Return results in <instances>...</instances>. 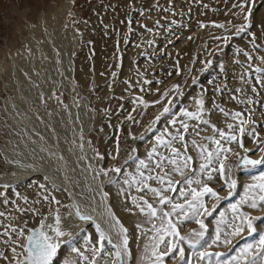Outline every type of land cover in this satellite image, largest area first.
<instances>
[{"label":"rangeland","instance_id":"obj_1","mask_svg":"<svg viewBox=\"0 0 264 264\" xmlns=\"http://www.w3.org/2000/svg\"><path fill=\"white\" fill-rule=\"evenodd\" d=\"M225 1L0 0V147L7 145L12 155L16 145L18 153L13 157L20 162L36 158L48 163V154L58 161L63 158L61 165L66 181L70 183V198L73 195L72 202H67L56 191L40 184L29 185L28 189L18 192L20 186L5 185L2 181L0 212L5 215L0 216V232L5 230L4 225L32 228L40 224L42 217H47L45 224L53 223V214L58 209L63 230L71 234L84 256L93 258L91 249L98 247L96 224L115 238L116 230L110 228L113 223L109 215L111 209L129 229L132 253L129 264H147L141 256L144 245L150 242L149 237L135 225L142 223L143 232L151 226L143 224L145 217L125 211L126 207H131L130 196L126 199L119 195L120 185L110 182L117 179L116 174L109 172L105 176L100 173L101 168L122 166L123 170L134 172V165L131 162L124 165V161L130 154L146 157L155 141V135L149 131L150 125L158 130L168 127L166 116H161L159 123H153L163 107H171L176 117L182 118L179 109L195 112L196 101L201 98L206 109L205 119L225 131L227 123L236 121L226 117L216 105L228 113L242 112L245 118L251 115L247 132L252 134L246 133L241 141L249 149L264 144V87L256 82L264 76V32L260 27L264 21V0H256L253 8L255 27L239 35L236 28L243 22L241 16L226 19L216 14ZM29 25L34 30L33 39L30 38ZM217 37L229 39L224 41ZM31 50L35 52V61L32 60L26 69L21 60L31 58L28 55ZM245 53L252 59L249 60ZM98 58L100 63H94ZM257 68L262 72L256 73ZM24 81L33 84L34 95L28 94ZM174 85H179V95L172 90ZM253 87L257 89L256 93L252 92ZM138 98L147 101L148 106L139 104ZM157 99L161 103L153 105ZM168 100L173 103L168 104ZM237 100L244 102L238 103ZM82 113L88 114L90 125H84ZM61 115L66 118V124L59 129L53 121ZM129 116L135 120H129ZM187 123L191 132L196 122ZM200 128V136L185 134L187 140L195 138L200 141L213 135L208 125L201 124ZM61 131H66V135ZM231 147L244 155V150L236 144ZM132 149L136 152L133 153ZM189 154L196 156L190 143ZM113 155L117 159L113 160ZM248 155L259 159L264 153ZM237 160L236 156L230 155L228 163L235 165ZM69 161L74 162L75 167ZM199 163L197 161L194 166L198 168ZM82 164L84 167L80 171ZM79 171L85 178L82 177V188L75 190L80 185L77 181ZM262 171L264 165L252 170L233 167L237 189L232 197L221 200L217 211L205 220L209 226L206 239L214 238L219 213L226 212L230 217V205L238 203L244 195V185L251 183L252 178ZM11 173L5 158L0 156V179ZM213 175L218 177L219 174ZM209 184L220 190L223 180L214 179ZM131 195L137 193L132 191ZM220 195L226 197L228 193L220 190ZM52 196L60 204H50L45 199ZM212 203L215 201H209V207ZM77 208L81 214L85 212L93 219L97 217L81 230L84 237L83 232H80L82 235L75 233L65 223L70 210L76 211ZM242 210L264 217V211L259 209L245 206ZM258 223L264 230V223ZM194 229L199 230V225L186 222L181 235H189ZM243 235L247 237V232ZM6 239V236L0 237V253L7 257L0 258V264H9L12 260L11 248L3 242ZM237 240V246L245 242L241 238ZM248 240L251 242L252 238ZM182 246L191 264H206L197 261L187 244ZM62 249L58 264H64L66 260L87 264L66 245H62ZM114 251L105 244V250L95 254L97 264H109V253ZM207 251L234 254L222 245H213ZM169 264H180L179 256L172 258Z\"/></svg>","mask_w":264,"mask_h":264},{"label":"snow or ice","instance_id":"obj_2","mask_svg":"<svg viewBox=\"0 0 264 264\" xmlns=\"http://www.w3.org/2000/svg\"><path fill=\"white\" fill-rule=\"evenodd\" d=\"M255 4L256 0H237L233 4L234 8L239 9V12L234 15L243 18L241 25L236 28L237 35L247 33L255 27L252 19ZM215 26L224 27V25ZM201 27L204 25L201 24ZM260 27L264 32V21H261ZM217 39L228 41L229 38L217 37ZM245 55L249 60L252 59L248 53ZM255 71L258 74L262 72L259 68ZM256 82L264 87V76H260ZM172 90L177 95L180 94L179 85H174ZM251 90L254 93L257 92L255 87ZM232 99L237 98L232 97ZM138 100L139 104L148 106V102L143 98ZM237 102L244 101L237 100ZM152 103L160 104L161 100L157 99ZM172 103V100H168V104ZM248 103L251 101L249 100ZM196 105L195 112L180 108L182 118H177L176 112L171 107H163V111L153 123H159L161 116H166L168 119L165 124L168 127L158 130L150 125L149 131L155 135V141L147 151L146 157L141 158L139 155L130 154L124 161V165H129V162L134 165V172L123 170L122 166H113L108 169L101 168L100 173L105 176L109 172L116 174L117 179L110 182L120 185L117 190L119 195L126 199L130 196L131 207H126L125 211L131 215L145 217L143 224L151 226L147 232H143L142 223L138 222L135 225L137 230H141L143 235L149 237L150 242L144 245V254L141 256V260L146 261L147 264H169L176 255L180 258V264H191V261L186 258L183 244H187L188 249L192 250L197 261H205L206 264H264V230L260 229V223H258H264V217L253 216L250 212L242 210L246 206L249 209L264 211V171L254 176L251 183L244 185V195L238 203L230 205V217L226 212L219 213L214 229L215 235L210 241L206 239L209 226L205 223V220L217 211L221 200L234 195L237 189V180L233 176L234 166L252 170L264 165V155L259 159H252L248 155L264 153V144H258L256 148L249 149L245 148L241 141V137L246 133L252 134L247 132V126L252 122L251 115L245 118L242 112L228 113L216 105V108L226 117L230 116L231 120L236 121V123H227V131H225L205 119L206 109L202 98L196 101ZM128 119L135 120L131 116ZM187 121L196 122L192 125L191 132ZM201 124L208 125L213 135L203 137L200 141L195 138L188 141L185 134L200 136ZM189 143L196 153L195 157L189 154ZM233 144L244 150L243 156L231 147ZM177 145L180 146L177 147ZM132 152L135 153L136 149H132ZM230 155L238 158L235 165L228 163ZM112 159H117V156L113 155ZM197 161H200L198 168L194 166ZM214 173H218V177H215ZM214 179L223 180L220 190L227 191L226 197L220 195V190L210 186L209 182ZM40 186L44 187V185ZM132 191H135L137 195H131ZM173 193L177 195L173 196ZM107 195L105 193V197ZM45 199H48L50 204H60L55 196L45 197ZM209 201H215V203L209 207ZM4 215L0 212V216ZM75 215L82 221L92 220L91 216L82 215L79 208L76 209ZM109 215L113 221L110 228L116 230L115 238L96 224L98 238L95 242L98 247L91 249L93 258L84 256L73 242L71 234L63 230L58 209L53 214V223L45 224L47 217H42L38 228H16L4 225L5 230L0 232V237L6 236L7 239L3 242L11 248L12 260L9 264H58L63 250L62 245H66L69 251L81 256L87 264H97L95 254L103 252L105 244L115 250L109 253V264H129V258L132 255L129 229L111 209H109ZM186 222L198 224L199 230L194 229L189 235H181ZM245 232L247 237L243 235ZM66 236L69 239H63ZM249 237L252 238L251 242L248 240ZM237 238L244 239L245 242L237 246ZM213 245H222L228 248V252H234V254L208 252L207 249ZM0 258L7 259L3 253H0ZM64 264H80V262L66 260Z\"/></svg>","mask_w":264,"mask_h":264},{"label":"bare ground","instance_id":"obj_3","mask_svg":"<svg viewBox=\"0 0 264 264\" xmlns=\"http://www.w3.org/2000/svg\"><path fill=\"white\" fill-rule=\"evenodd\" d=\"M236 2H237V0H226L225 2L222 3V6L220 4L221 7L216 12L217 16L220 17V18H226V19L227 18H232V17L237 18L238 15H234V13H238L239 12V9L233 7V4L236 3ZM45 23L48 24L47 21H45ZM28 31L32 32L30 38L33 39L34 38L33 37L34 30L32 29V26L31 25L28 26ZM33 41L36 42V40H33ZM31 43H32V41H31ZM31 45H33V44H31ZM107 53L109 54V49H108ZM28 55H30L31 58H29V57L27 58L26 57L25 59H22L21 60L23 62V64H24L23 67H25L26 69H29V66L31 65V61L32 60L35 61V57H34L35 52L33 50H31ZM107 56H109V55H107ZM100 60L101 59L98 58L97 60L94 61V63L99 64L100 63ZM102 60L104 61V59H102ZM35 66H36V64H35ZM24 84L27 87L28 94L29 95H34L35 94V90L33 88V84L30 83L29 81H24ZM81 117H82L81 119H83V123L85 121V124H84L85 126L90 125V123H89L90 118H89L88 114L82 113L81 114ZM65 119L66 118H64V116L61 115V116L55 117L53 122L56 125V127L60 129V126L66 124ZM11 132H13V130H11ZM61 133H62V135L63 134L66 135V131H61ZM12 138L14 139L13 136H12ZM7 147H8L7 145L0 147V156L2 158L3 157L5 158L6 164L8 165V167L10 166L12 173L10 174V176L3 177V179H0V184H2L3 182L6 183V184L4 183L5 185H10V186L16 184V185L20 186V188H17L18 189V192H21V191H24V190L28 189V186L29 185H33L34 186V185H37V184H40V185L43 184L46 188L52 190L53 192L56 191L55 193H57L58 195H60L63 201H67V202L70 201V202H72L71 201V198H72L73 195L70 198V194H69V192H71V188L69 186L70 183H67L68 181H66V178H65L66 175L64 174V171L62 170L61 163L64 160L63 158H62L61 161H58L59 159L57 160L56 157H53L52 156V154H48L47 157L50 160V162H48V163H44L43 161H37L36 158H33V159L30 158V162L29 161H27V162H24V161L23 162H20L16 157H13V155H16L18 153L17 152L16 145H15V150L12 151V155H10V150ZM33 148H36V147L34 146ZM69 163H70V161H69ZM71 163L73 164L74 162H71ZM82 163L84 164V162H82ZM84 165L83 166H80V171H81V168L84 167ZM66 166H67V164H66ZM72 167H75L74 164H73ZM76 168H77V166H76ZM78 174H79V178H78L77 181L80 183V185L78 187L76 186L75 187V190L76 189L78 190V189H81L82 188V177H83V179L85 178V176L83 175V172H80ZM73 184H75V183H73ZM76 185H77V183H76ZM82 191L84 192L85 190H82ZM87 192L88 191H86L85 193H87ZM75 212L76 211L74 209L70 210V216H69V218L66 219V222L65 223L67 224L66 226L70 227L73 230V232H75V233H78L79 232L80 233V232H83L81 230H83L84 228H86L87 226H89L92 222L91 221H87L86 222V221L80 220L75 215ZM82 215H87L88 216V214H86L85 212H82ZM95 218L97 219V217H94V219L92 218V220H95ZM13 219H15V218L13 217ZM105 219H103V220L101 219V220L104 221ZM104 226H106V225H104ZM80 234L82 235V233H80ZM84 235H85V233L83 232V237H84Z\"/></svg>","mask_w":264,"mask_h":264},{"label":"water","instance_id":"obj_4","mask_svg":"<svg viewBox=\"0 0 264 264\" xmlns=\"http://www.w3.org/2000/svg\"><path fill=\"white\" fill-rule=\"evenodd\" d=\"M40 226V224H37L36 226L32 227V228H38Z\"/></svg>","mask_w":264,"mask_h":264}]
</instances>
